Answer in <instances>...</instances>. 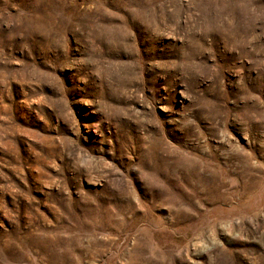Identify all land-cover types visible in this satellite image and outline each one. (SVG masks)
Listing matches in <instances>:
<instances>
[{"label": "rangeland", "instance_id": "374dc122", "mask_svg": "<svg viewBox=\"0 0 264 264\" xmlns=\"http://www.w3.org/2000/svg\"><path fill=\"white\" fill-rule=\"evenodd\" d=\"M0 264H264V0H0Z\"/></svg>", "mask_w": 264, "mask_h": 264}, {"label": "bare ground", "instance_id": "6f19581e", "mask_svg": "<svg viewBox=\"0 0 264 264\" xmlns=\"http://www.w3.org/2000/svg\"><path fill=\"white\" fill-rule=\"evenodd\" d=\"M253 166V167H252ZM252 166H251V169L249 170V168H248V170H247V173H248V177L246 178V180H245V183L243 184V191H247V190H249L250 188H252L253 186H254V184L257 182V180L258 179H255V177H256V175H255V173H257V175H259L260 174V170L259 169H255L254 167H256V166H254V164H252ZM192 168V167H191ZM200 174V173H199ZM198 174V175H199ZM205 174V173H204ZM260 176V175H259ZM194 177V176H193ZM195 178V177H194ZM195 179H198L200 182H202V183H200V184H202V186L204 187V185H203V183H206V176L204 175V176H199V177H197V178H195ZM187 179H185V181H186ZM198 182V181H197ZM208 194V193H207ZM169 205V204H168ZM177 210V209H176ZM179 210V209H178ZM182 212V211H181ZM178 213H179V211L178 212H176L175 214H174V216L177 218V216H178ZM181 214V213H180ZM183 216H184V214H183ZM186 216V215H185ZM174 217V218H175ZM181 217V216H180ZM187 217V216H186ZM181 219H182V217H181ZM179 221V220H178Z\"/></svg>", "mask_w": 264, "mask_h": 264}]
</instances>
